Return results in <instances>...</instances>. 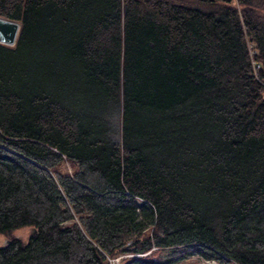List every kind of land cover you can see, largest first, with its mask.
I'll return each mask as SVG.
<instances>
[{
    "label": "trees",
    "instance_id": "16d2710c",
    "mask_svg": "<svg viewBox=\"0 0 264 264\" xmlns=\"http://www.w3.org/2000/svg\"><path fill=\"white\" fill-rule=\"evenodd\" d=\"M0 16L19 22L0 41V264L153 246L138 260L264 264V0H0Z\"/></svg>",
    "mask_w": 264,
    "mask_h": 264
},
{
    "label": "rangeland",
    "instance_id": "374dc122",
    "mask_svg": "<svg viewBox=\"0 0 264 264\" xmlns=\"http://www.w3.org/2000/svg\"><path fill=\"white\" fill-rule=\"evenodd\" d=\"M250 46H251V44H250ZM29 226L26 225V226L16 228L14 230V235H16L17 237H20L23 240L27 239L29 231H30ZM3 242H5V237H4V235L0 234V243H3ZM140 257L141 258H150L154 261H157L160 258L158 256V251L150 252V253L143 255V256H140ZM135 259H137V260H135ZM138 259H139L138 256L133 257L131 254H127V255H124L123 257H120L118 261L117 260L113 261V263H117V264H144L143 262H141ZM160 260H161L160 264H209L210 262H214L217 264H237L234 261H232V262L227 261V262L219 263L214 259H209L205 256L198 254V253H191V254L183 255L182 257L177 258L176 260H174L172 262H170L169 260H165V256L162 257ZM145 264H147V263H145ZM149 264H151V263H149Z\"/></svg>",
    "mask_w": 264,
    "mask_h": 264
},
{
    "label": "water",
    "instance_id": "95a60500",
    "mask_svg": "<svg viewBox=\"0 0 264 264\" xmlns=\"http://www.w3.org/2000/svg\"><path fill=\"white\" fill-rule=\"evenodd\" d=\"M19 29L17 20L0 16V41L12 44Z\"/></svg>",
    "mask_w": 264,
    "mask_h": 264
},
{
    "label": "built area",
    "instance_id": "2783aa9c",
    "mask_svg": "<svg viewBox=\"0 0 264 264\" xmlns=\"http://www.w3.org/2000/svg\"><path fill=\"white\" fill-rule=\"evenodd\" d=\"M251 44V46H250ZM249 48H250V52L253 53L255 51V48H254V43L252 41L249 42ZM254 62V60H253ZM258 64V63H257ZM256 64V65H257ZM155 246H153L152 248L146 250V251H143V252H128V251H124V252H120L118 253L117 255L115 256H108V260L110 262V264H117V263H113V261L115 260H119L120 257H123L124 255H127V254H131L133 257H140V256H143V255H146L148 253L151 252V250L154 248ZM116 261V262H117Z\"/></svg>",
    "mask_w": 264,
    "mask_h": 264
},
{
    "label": "bare ground",
    "instance_id": "6f19581e",
    "mask_svg": "<svg viewBox=\"0 0 264 264\" xmlns=\"http://www.w3.org/2000/svg\"><path fill=\"white\" fill-rule=\"evenodd\" d=\"M209 264H217V263H214V262H210Z\"/></svg>",
    "mask_w": 264,
    "mask_h": 264
}]
</instances>
